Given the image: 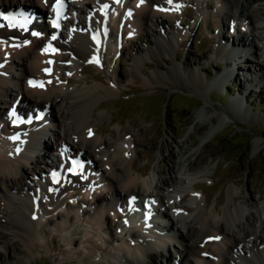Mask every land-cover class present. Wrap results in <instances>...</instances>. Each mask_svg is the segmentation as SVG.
Here are the masks:
<instances>
[{"label":"bare ground","instance_id":"bare-ground-1","mask_svg":"<svg viewBox=\"0 0 264 264\" xmlns=\"http://www.w3.org/2000/svg\"><path fill=\"white\" fill-rule=\"evenodd\" d=\"M187 1L173 0L169 4L167 0H67L69 8L82 17L68 24L73 30H67L65 35L45 27L41 22H37L42 28L38 36L24 33L25 27H31L27 21L24 28L0 25V143L3 144L0 148V183L3 185L0 196V246H10L12 237L23 242L25 254L24 262L11 261L9 264H30L32 253L42 236L41 228L54 223L57 228L67 230L75 216L87 223V227L84 225L81 231L66 234L62 239L66 248H61L59 253L63 257L75 256L82 264H264V209L262 212L250 211L245 201L235 200V188L231 187L227 191L226 204L220 209L216 208L213 216L211 209L206 210L204 202L199 200L194 183L190 191L181 189L175 166L170 169L172 176L157 177L155 183V171L146 179L134 176L132 155L136 153V145L132 133L127 131L126 139L109 147V141L101 138L95 125L97 119L93 113L99 108V100L104 95L114 94V90L100 85L80 88L75 85L69 88L70 82H80L73 73L76 67L82 68V62L105 67L111 79L117 80L120 76L118 69L110 60L120 59L128 44L133 51L130 59L134 62V70L138 69L139 60L174 51L183 37L179 22L185 14ZM257 1H220L221 12H224L227 20L233 25L244 26L248 34L246 30L240 33L235 28L230 41L223 39L224 27L221 25L225 24L226 19H220L221 27L218 26L216 39L220 35L223 42L216 40L218 44H215V48L221 59L218 62H222L227 71L218 72H224V76L205 87L215 83L220 85L225 77L224 85H230L232 79L243 73L240 65L236 69L233 64L249 53L250 42L256 38L264 44V31L257 34L259 24H263V20L257 22L255 18L254 6ZM51 2L0 0V10L23 5L31 13L46 15L50 12ZM194 2L198 14L203 15L206 11L205 0ZM104 5H108L107 11ZM218 11L220 13V9ZM103 30L107 35L106 40L95 46L92 36L102 34ZM53 36L55 39H52ZM234 36L238 39L232 42ZM151 37L154 40H150ZM243 37V40L239 39ZM135 38H139L144 46L137 45ZM244 40L248 41L247 44ZM48 66L53 67L50 73L45 71ZM181 68L174 63L167 71L153 70L145 83L168 82L174 87L203 88V83L194 74H191V79L180 75L181 79L178 80L176 75L181 74ZM13 72H17V75L14 76ZM136 72H132L133 77ZM32 79L37 81V86L29 85ZM12 102H16L13 113L8 111ZM31 107L45 110L50 126L33 121L30 126L24 122L11 124V119L20 116H24L25 120ZM226 114L224 112L221 118ZM98 116L104 118L105 114ZM214 130L212 127L210 134ZM207 138L205 135L201 140ZM46 141L54 145L56 155L66 145V156L76 158L77 162L83 161L78 173L72 175L64 172L58 183L52 184L54 175L50 171L57 157L55 155L52 162L54 153H49ZM25 165L38 182V191L29 175H26L23 169ZM87 168H92L91 176L85 174ZM137 172L140 174V170ZM152 187L159 192L153 195L149 190ZM185 191L188 192L184 194ZM187 194H190L189 203L184 205ZM131 197L136 198L133 205L129 204ZM34 198H38L36 203ZM153 199L159 201V209L165 212L167 224L156 220V214L147 221L144 218L147 211L141 213L134 210L133 206L136 207L139 201L142 205L145 200ZM42 201L51 209L50 212L45 210L44 214L52 213L47 220H40L44 209ZM82 206L90 210H84ZM59 210L65 214L57 213ZM175 211L179 213L171 221L170 213ZM106 213L112 216L110 221ZM176 224L182 228L177 233V241L181 245L179 250L173 244L175 230H178ZM194 224L200 232L194 231ZM110 226L117 233L111 231ZM160 231L165 232L163 237ZM76 234L82 235L81 250L75 247L76 240L72 236ZM209 236H214V240L207 241ZM172 247L175 248L176 257L169 252ZM158 254L160 257L157 260Z\"/></svg>","mask_w":264,"mask_h":264},{"label":"rangeland","instance_id":"rangeland-1","mask_svg":"<svg viewBox=\"0 0 264 264\" xmlns=\"http://www.w3.org/2000/svg\"><path fill=\"white\" fill-rule=\"evenodd\" d=\"M220 1L205 0L206 11L202 15L198 14L194 0H188L185 4V14L179 22L183 37L179 39L175 50L168 55L139 60L134 77L132 72L136 70L132 58L130 59V56L133 57V51L128 44L120 59L110 60L118 69L120 76L117 80L111 79V74L105 67L82 62L80 63L82 68L76 67L73 73L75 78L79 77L80 82L76 84L70 82L69 88L75 85L79 88L100 85L114 90V94L104 95L99 100V108L93 113L97 119L95 125L101 138L105 137L109 141V147L126 139L127 131L132 133L136 145V153L132 155L134 176L146 179L155 171L153 180L155 183L157 177L172 176L173 172L170 169L175 166L181 189L190 191L194 183L199 200L204 202L206 210L211 209L213 216L216 214V208L220 209L226 204L227 191L231 187L235 188L234 198L237 202L245 201L250 211L262 212L264 209V44L254 38L253 42H250L252 47L249 46V53L243 59L236 60L234 66L230 65L236 69L240 65L239 68L243 71L238 76L240 78L230 79L231 83L227 87L224 85L226 77L221 79L220 83L225 87H221L218 83L205 87L216 82L218 77L224 76L223 73L227 71L225 69L227 67L223 66L222 62H218L220 56L217 54V47L215 48L216 40L223 42V36V39L230 41L235 28L240 33L246 30L248 34L244 26L236 23L233 25L229 19L227 20L224 12H221ZM254 8L256 21L263 20V24H259L257 28L258 34L264 31V0L257 1ZM76 17V20H80L82 16ZM222 17L226 22L221 25L224 27L222 36L217 35L218 39H216V31L218 26L221 27ZM61 34L64 35V32L61 31ZM235 39L238 38L234 36L232 42ZM239 39L243 40L244 37ZM150 40H154V37ZM134 42L140 47L144 46L139 38H135ZM244 42L247 44L248 41L244 40ZM174 63L182 67L181 74L176 75L178 80L181 79L180 75L191 79V74H194L203 83V88L174 87L168 82L145 83L146 77L153 70L167 71ZM223 70V73L218 74ZM13 74L15 76L17 72ZM224 112L227 114L221 118ZM100 113L105 114L104 118L98 116ZM212 127L215 130L210 134ZM205 135L208 138L202 141ZM45 139L47 140V137ZM47 145L49 153H57L53 144L47 142ZM2 146L3 144L0 143V148ZM188 163L190 164L187 167ZM23 169L38 191V182L29 173L31 172L29 167L25 165ZM137 170H140V174ZM149 190L153 195L159 192L153 187ZM2 191L3 185L0 183V196ZM189 196L190 194L186 195L184 205L189 203ZM37 199H33L34 203ZM156 201L159 203L158 200ZM41 203L44 209L40 220H47L51 218L52 213L44 214L45 210L50 212L51 209L45 205V201ZM86 207L82 206L84 210L89 211L90 209ZM58 212L65 214L63 210ZM176 213L179 212L170 213L171 221L176 219ZM105 215L108 221L112 219L109 213ZM54 217L53 215V220ZM160 217L164 224H167L164 220L167 217L165 212H161ZM84 225L86 226L87 223L79 221L78 216H75L73 223L67 226V230L57 228L54 223L42 227V236L32 253L30 264H82L77 257L72 255L63 257L59 251L61 248H66L63 237L73 231H81ZM176 225L178 230H175L173 244L179 250L181 245L177 241V233L181 227L180 224ZM194 225V231H198L199 227ZM228 225L227 223L226 226ZM110 228L117 233L113 226ZM72 237L76 240L75 247L81 250L79 245L82 243V235L76 234ZM10 240L12 242L10 246H0V264H9L11 261L24 262L23 242L12 237ZM175 248H170L169 252L176 257L173 251ZM159 257L158 254L157 260Z\"/></svg>","mask_w":264,"mask_h":264},{"label":"snow or ice","instance_id":"snow-or-ice-1","mask_svg":"<svg viewBox=\"0 0 264 264\" xmlns=\"http://www.w3.org/2000/svg\"><path fill=\"white\" fill-rule=\"evenodd\" d=\"M167 2H168L169 4H172V3H173V0H167ZM104 7L107 8L108 5H104ZM161 10H163V9H161ZM0 18H2V19H4V20H11V21H14V20L16 19L15 17H11V16L4 15V14H0ZM13 26H15V24H14ZM20 27H23V25H20ZM53 27H56L55 22H53ZM31 34H32L33 36H37V35H39V34L36 33V32H32ZM52 39H55V36H53ZM25 43H27V41H25ZM45 71L47 72L48 70L45 69ZM69 75H70V74H69ZM28 83H29L30 86H37V85H34V82H33L32 80H29ZM88 134H89V136L92 135L91 130H89V133H88ZM12 139H17V138H16V137H12ZM125 155H128V154L125 153ZM135 199H136L135 197H131V198L129 199V204H130V205H133ZM34 219H35V217H34ZM124 223L127 224L128 221L125 220Z\"/></svg>","mask_w":264,"mask_h":264}]
</instances>
